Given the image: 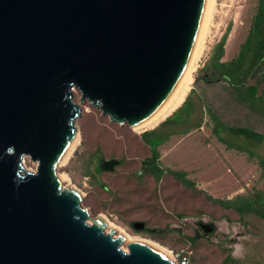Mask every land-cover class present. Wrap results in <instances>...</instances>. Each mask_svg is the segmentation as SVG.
Listing matches in <instances>:
<instances>
[{
    "label": "water",
    "instance_id": "water-1",
    "mask_svg": "<svg viewBox=\"0 0 264 264\" xmlns=\"http://www.w3.org/2000/svg\"><path fill=\"white\" fill-rule=\"evenodd\" d=\"M206 4L0 0V264H176L91 217L57 165L80 104L133 130L164 110L184 76Z\"/></svg>",
    "mask_w": 264,
    "mask_h": 264
},
{
    "label": "rangeland",
    "instance_id": "rangeland-1",
    "mask_svg": "<svg viewBox=\"0 0 264 264\" xmlns=\"http://www.w3.org/2000/svg\"><path fill=\"white\" fill-rule=\"evenodd\" d=\"M255 3L256 0H214L187 91L196 110L188 123L175 126L174 135L158 147L159 165L165 170L183 171L194 183L193 188L180 185L167 171L157 184L148 174L138 175L139 162L148 155L139 139L142 131L137 133L127 124L109 121L87 102L80 104V116L74 122L79 143L57 167L66 185L82 194L83 207L91 217H105L128 236L155 244L170 253L176 264L181 259L187 264H264V221L252 213L238 215L223 209L205 197L233 199L254 191L264 192V173L254 156L264 158L263 144L221 132L227 142L244 152L225 148L210 134L207 108L225 124L255 125L257 121L260 132H264V111L256 101L253 123L249 109H239L234 104L223 82L200 79L210 74L212 48L225 31L220 61L236 54ZM261 65L264 67V61ZM258 77L259 74L249 78L247 83H257ZM72 91L77 103L78 93ZM257 94L264 103V80L257 85ZM195 122L200 123L198 128L193 127ZM248 150L254 155L248 156ZM99 155L100 172L96 173L93 163H97ZM109 161L113 162L111 168L104 170ZM23 164L29 170L35 166L27 157ZM133 221L143 222L155 232H139L131 227ZM198 223H210L213 229L204 232ZM194 234L199 237L193 242L186 239Z\"/></svg>",
    "mask_w": 264,
    "mask_h": 264
},
{
    "label": "trees",
    "instance_id": "trees-1",
    "mask_svg": "<svg viewBox=\"0 0 264 264\" xmlns=\"http://www.w3.org/2000/svg\"><path fill=\"white\" fill-rule=\"evenodd\" d=\"M226 32V31H225ZM225 32L220 39L214 44L210 55V74L203 76L201 81H219L225 84L226 88L232 93L234 104H237L239 109L245 107L249 109L251 120L254 123L253 116L255 114V103H259V108L264 111V103H260V94H257V85L264 80V0H256L254 12L250 18L247 32L244 39L238 45L236 54L227 61H220L223 53V43L225 40ZM258 81L255 84L247 83L249 78L258 75ZM248 104V105H247ZM248 106V107H247ZM193 106L190 104L189 93L185 95L184 99L178 107H176L162 122L168 121L169 117L175 113H179L178 123H184L190 116ZM204 108V107H203ZM239 109H236L237 111ZM205 110V108H204ZM206 115L210 121V134L219 142L224 144L225 148H233L239 152H244L240 146L227 142L221 135V132H227L236 136H242L246 139L254 140L257 143H264V133L255 130V125H241V124H225L218 115L207 108ZM257 116V115H256ZM161 123V122H160ZM154 133L155 127L149 130H144L140 133L139 139L142 145L148 150V155L143 157L137 169L138 175L148 174L152 177L155 184L159 182L162 174L167 171L180 185L186 188H193L194 183L185 177L183 171L165 170L158 163L159 152L157 147L168 139V134L159 133L151 138H145L144 133ZM248 156H252L249 150L245 152ZM257 159L258 166L264 173V158L259 155H254ZM100 155L97 163H93V170L100 172L99 167ZM106 170V169H104ZM205 197L217 206L223 209H231L234 213L241 215L243 213H252L259 218L264 219V192L254 191L250 195H237L233 199H217L209 195ZM132 223V222H131ZM144 225V224H143ZM146 234H152L155 229L145 227L137 230ZM199 236L194 234L192 237H186L190 242H193Z\"/></svg>",
    "mask_w": 264,
    "mask_h": 264
},
{
    "label": "bare ground",
    "instance_id": "bare-ground-1",
    "mask_svg": "<svg viewBox=\"0 0 264 264\" xmlns=\"http://www.w3.org/2000/svg\"><path fill=\"white\" fill-rule=\"evenodd\" d=\"M213 2H214V0H207V4H206V7H205V10H204V13H203V17H202V21H201V24H200V29H199V31L197 33V37H196V45H195L194 50L192 51V53L190 55V58H189V61H188L187 65H186L185 73H184V76H183V78H182V80L180 82V85H179L177 93L174 95V97L168 103V105L164 108V110L160 114H158L152 122H150L149 124H147V125H145L143 127L134 129L133 131L138 133V132H141L143 130H147V129L153 128L160 121H162L167 115H169L182 102V100L184 99L187 91L190 88V84L192 82V72L194 71L195 64H196V62H197V60H198V58L200 56V53H201V49H202L201 41L204 38L203 35L205 34V30L207 28V23H208V20H209L210 11H211ZM73 131H74V137H73V139H72V141H71V143L69 145V148H68L67 152L65 153V155H64L63 159L61 160V162L58 163L57 167L62 165L66 161V159L69 157V155L72 153V151L75 149V147L79 143L80 134H79V131L76 128V126H74V130ZM58 175L61 176L65 180L64 176L60 175L59 173H58ZM64 184H66V183H64ZM69 187H71V186H69ZM102 219L104 220L105 224L108 227H111V228L115 229V234L116 233L122 234L124 239H125V241L137 240V241H141V242L147 243V244L151 245L152 247L156 248L157 250H159L160 252H162L166 257H168L170 260H172L174 262V258L172 257V255L170 253L164 251L163 249L158 248L155 244H152V243H150L148 241L142 240V239H140L138 237H130L125 232H123L122 230H119L116 226H114L107 218L102 217Z\"/></svg>",
    "mask_w": 264,
    "mask_h": 264
},
{
    "label": "crops",
    "instance_id": "crops-1",
    "mask_svg": "<svg viewBox=\"0 0 264 264\" xmlns=\"http://www.w3.org/2000/svg\"><path fill=\"white\" fill-rule=\"evenodd\" d=\"M223 54V53H222ZM222 57V56H221ZM233 57V56H232ZM230 59V58H229ZM229 59H223V61H227V60H229ZM188 94V93H187ZM190 104L193 106V108H192V112H191V114H190V116L185 120V122L184 123H178L177 121L179 120V118H180V116H179V113H175L174 115H172V116H170L169 117V119H168V121H166V122H162L161 121V123L160 124H158V125H156L155 126V132L154 133H150V132H147V133H144V136H145V138H151L152 136H154V135H156V134H159V133H166V134H168L169 136H168V139L171 137V136H173L174 135V131H173V128L175 127V126H177V125H183V124H186V123H188L189 122V120L193 117V114H194V110H196V108H195V104H194V102L190 99ZM180 105V104H179ZM178 105V106H179ZM177 106V107H178ZM203 108V107H202ZM204 109V108H203ZM168 116V115H167ZM199 122H195V123H193V127L194 128H198L199 127ZM255 127L257 128V130H258V124H256L255 125ZM210 128V127H209ZM184 131H185V129H184ZM185 132H187V131H185ZM262 133H264V132H262ZM164 143V142H163ZM162 143V144H163ZM162 144H160V145H162ZM259 144V143H258ZM263 144V149H264V143H262ZM159 145V146H160ZM158 146V147H159ZM158 147H157V149H158Z\"/></svg>",
    "mask_w": 264,
    "mask_h": 264
},
{
    "label": "flooded vegetation",
    "instance_id": "flooded-vegetation-1",
    "mask_svg": "<svg viewBox=\"0 0 264 264\" xmlns=\"http://www.w3.org/2000/svg\"><path fill=\"white\" fill-rule=\"evenodd\" d=\"M255 216H256V215H255ZM259 219H261V220L264 221V219H262V218H259ZM198 226H199L200 229H201L202 231H204V232L213 229V227H212V225H211L210 223H208V224L198 223Z\"/></svg>",
    "mask_w": 264,
    "mask_h": 264
},
{
    "label": "built area",
    "instance_id": "built-area-1",
    "mask_svg": "<svg viewBox=\"0 0 264 264\" xmlns=\"http://www.w3.org/2000/svg\"><path fill=\"white\" fill-rule=\"evenodd\" d=\"M178 264H187V263H186L185 259H181V260L178 262Z\"/></svg>",
    "mask_w": 264,
    "mask_h": 264
},
{
    "label": "clouds",
    "instance_id": "clouds-1",
    "mask_svg": "<svg viewBox=\"0 0 264 264\" xmlns=\"http://www.w3.org/2000/svg\"><path fill=\"white\" fill-rule=\"evenodd\" d=\"M238 251H242V249L241 248H238Z\"/></svg>",
    "mask_w": 264,
    "mask_h": 264
}]
</instances>
